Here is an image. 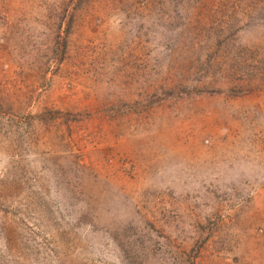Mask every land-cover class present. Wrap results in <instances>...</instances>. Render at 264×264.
I'll list each match as a JSON object with an SVG mask.
<instances>
[{
  "label": "rangeland",
  "instance_id": "rangeland-1",
  "mask_svg": "<svg viewBox=\"0 0 264 264\" xmlns=\"http://www.w3.org/2000/svg\"><path fill=\"white\" fill-rule=\"evenodd\" d=\"M0 264H264V0H0Z\"/></svg>",
  "mask_w": 264,
  "mask_h": 264
}]
</instances>
